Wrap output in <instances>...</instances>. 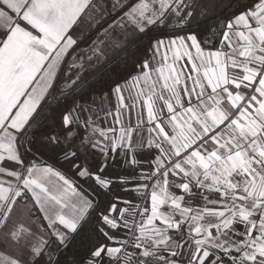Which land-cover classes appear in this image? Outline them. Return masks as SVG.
<instances>
[{
    "label": "snow or ice",
    "instance_id": "1",
    "mask_svg": "<svg viewBox=\"0 0 264 264\" xmlns=\"http://www.w3.org/2000/svg\"><path fill=\"white\" fill-rule=\"evenodd\" d=\"M0 264H264V0H0Z\"/></svg>",
    "mask_w": 264,
    "mask_h": 264
}]
</instances>
